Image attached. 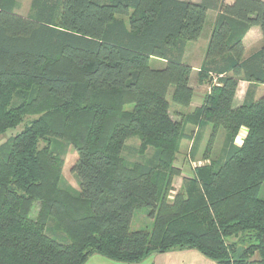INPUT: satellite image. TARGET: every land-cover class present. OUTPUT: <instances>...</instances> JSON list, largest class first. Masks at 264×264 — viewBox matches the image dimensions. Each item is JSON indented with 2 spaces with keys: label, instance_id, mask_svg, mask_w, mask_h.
Segmentation results:
<instances>
[{
  "label": "trees",
  "instance_id": "16d2710c",
  "mask_svg": "<svg viewBox=\"0 0 264 264\" xmlns=\"http://www.w3.org/2000/svg\"><path fill=\"white\" fill-rule=\"evenodd\" d=\"M16 6L0 0V136L23 125L0 144V264H85L94 254L140 263L176 249L264 264V96L233 107L239 80L264 85V45L247 58L243 44L252 26L264 33V0H33L28 16ZM211 10L199 83H218L185 116L212 125L208 161L188 175L175 162L190 135L171 101H192L184 54ZM133 136L142 160L124 154ZM67 144L79 190L64 184ZM143 207L152 228L131 230Z\"/></svg>",
  "mask_w": 264,
  "mask_h": 264
},
{
  "label": "crops",
  "instance_id": "0c3cea01",
  "mask_svg": "<svg viewBox=\"0 0 264 264\" xmlns=\"http://www.w3.org/2000/svg\"><path fill=\"white\" fill-rule=\"evenodd\" d=\"M199 1V0H193ZM235 0H226L228 4L233 3ZM219 12L215 10H211L207 14V21L205 27L202 31L201 36L198 40L190 41L187 44L186 51L184 54V61L185 63L189 64L192 67V72L190 75V86L194 89V95L192 101L189 106L182 107L180 105L171 107L175 114H172L174 119L183 120L185 132L190 135V137H186L183 140L185 143L183 144L182 153H186L190 151L192 148L195 150L196 144L198 147L196 151L200 149L206 143V137L211 132V127L209 125H204L202 127L195 126L190 124L186 121L185 116L189 113H192L196 108H199L204 103V98L207 93L211 91V86L217 84V78H213L212 84L210 83H199V72L202 69L205 59H206V51L208 48V44L210 41V35L212 32V28L214 23L218 17ZM244 44V56L250 57L258 52L262 46L264 45V33L262 28L258 25L252 26L248 32L245 34L243 38ZM264 96V85L259 83H251L247 80H239L238 87L235 93V97L233 100V107L238 108L241 106L246 100H257L258 98ZM248 132V128L243 126L238 135L237 141L235 139V143L237 145H241L244 138L246 137ZM240 138V140L238 139ZM182 140V141H183ZM181 141V143H182ZM196 143V144H195ZM194 145V147H193ZM185 150V151H184ZM184 151V152H183ZM212 155H214V150ZM183 174H185L183 172ZM175 254V253H173ZM99 254L92 255L85 264H133V263H125V262H117L111 259H108L104 256L100 258ZM155 256V255H153ZM159 259V256L155 257H148L143 262L136 263V264H154L152 261H156ZM173 260H177L176 258Z\"/></svg>",
  "mask_w": 264,
  "mask_h": 264
},
{
  "label": "rangeland",
  "instance_id": "374dc122",
  "mask_svg": "<svg viewBox=\"0 0 264 264\" xmlns=\"http://www.w3.org/2000/svg\"><path fill=\"white\" fill-rule=\"evenodd\" d=\"M32 1L33 0H17V6L15 8V12L22 16H28L32 11ZM156 63H157L156 61H151V65L153 67L157 66ZM175 106H178V105L171 101V107H175ZM131 108H132L131 104H128L126 106V109H131ZM171 113L175 114L173 109L171 110ZM33 118L34 117H28L27 120H30V119L32 120ZM207 125H209L212 129L211 124H207ZM22 127L23 125H20L17 128L9 129L5 134H2L0 136V144L6 141L8 138H10L15 133H17L20 129H22ZM211 132L206 137V143L203 146H201L200 149H198L195 158L190 157V153H191L190 151L186 153H182L181 149L184 147L183 144L185 143L184 140L182 141L180 145V151L177 155V160L175 164L176 166L182 168L185 174L191 175L192 170L194 169V166L196 164L205 163L208 161L207 159L203 157V152H204V149L207 147ZM225 140H226V131L223 127H221L218 130V133H217V136L214 142V146H213L214 155L213 156L216 157L219 154H221V150L224 147ZM127 143L128 145L124 152L125 156L129 160H142L143 157H141L135 151V149H137V147L140 144V139L137 136H133V137H130L126 141V144ZM152 153H153L152 149L148 150V152L146 153V157H150ZM63 156H64V166H63L64 184L71 186L74 189L79 190L80 186H79L78 180L72 171V166L76 164L79 158L78 152L74 148V146H72L71 144H67ZM181 183H182L181 177L175 176L174 182H173V189L171 190L169 194L170 198H174V196L176 195V193L181 187ZM260 195L264 196V185H263V189L261 190ZM38 209H39V201H35L33 203L31 213H30V216L33 219L36 218L38 214ZM152 225H153V218L150 215L149 208L143 207V208L135 210L133 218L131 220V227H130L131 230H139V229L150 230L152 228ZM153 255L159 256L158 260H156L155 262L152 261L154 264H218L216 261L207 258L206 256H204L202 253H200L196 249H188V250L176 249V250H171V251L164 252V253H155L151 255L152 257H155ZM100 258H103V257L100 256ZM175 258L177 260H173ZM133 264H136V263H133Z\"/></svg>",
  "mask_w": 264,
  "mask_h": 264
},
{
  "label": "built area",
  "instance_id": "2783aa9c",
  "mask_svg": "<svg viewBox=\"0 0 264 264\" xmlns=\"http://www.w3.org/2000/svg\"><path fill=\"white\" fill-rule=\"evenodd\" d=\"M236 141H237V139H236ZM206 163V162H205ZM200 164H204V163H199V164H196L195 166H194V168L197 166V165H200Z\"/></svg>",
  "mask_w": 264,
  "mask_h": 264
},
{
  "label": "bare ground",
  "instance_id": "6f19581e",
  "mask_svg": "<svg viewBox=\"0 0 264 264\" xmlns=\"http://www.w3.org/2000/svg\"><path fill=\"white\" fill-rule=\"evenodd\" d=\"M240 140V138H238Z\"/></svg>",
  "mask_w": 264,
  "mask_h": 264
}]
</instances>
